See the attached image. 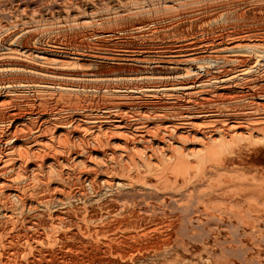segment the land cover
Returning <instances> with one entry per match:
<instances>
[{"label": "bare ground", "instance_id": "obj_1", "mask_svg": "<svg viewBox=\"0 0 264 264\" xmlns=\"http://www.w3.org/2000/svg\"><path fill=\"white\" fill-rule=\"evenodd\" d=\"M0 264H264V0H0Z\"/></svg>", "mask_w": 264, "mask_h": 264}]
</instances>
